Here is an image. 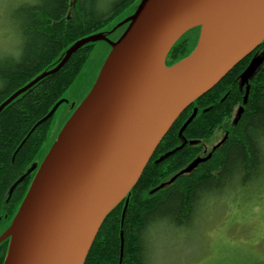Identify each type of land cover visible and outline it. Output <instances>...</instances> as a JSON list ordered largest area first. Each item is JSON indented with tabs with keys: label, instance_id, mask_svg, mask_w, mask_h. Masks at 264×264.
I'll use <instances>...</instances> for the list:
<instances>
[{
	"label": "water",
	"instance_id": "water-1",
	"mask_svg": "<svg viewBox=\"0 0 264 264\" xmlns=\"http://www.w3.org/2000/svg\"><path fill=\"white\" fill-rule=\"evenodd\" d=\"M127 22L131 23L120 40L112 43L92 91L62 129L18 213L0 236V243L10 239L4 264H84L105 217L139 180L180 114L263 42L264 0H142L135 13L119 25ZM197 26L201 32L194 51L166 67L174 43ZM99 40L111 42L103 33L81 39L54 69L4 101L0 112L16 96L57 72L78 48ZM263 62L264 53L255 55L242 73L241 83ZM67 101L59 100L39 123L51 119ZM96 112L85 166L67 178L75 150L67 147L57 163L53 153L70 139L75 127ZM196 114L194 109L180 134ZM210 156L197 157L171 182ZM37 167L34 163L13 183L9 198Z\"/></svg>",
	"mask_w": 264,
	"mask_h": 264
},
{
	"label": "trees",
	"instance_id": "trees-1",
	"mask_svg": "<svg viewBox=\"0 0 264 264\" xmlns=\"http://www.w3.org/2000/svg\"><path fill=\"white\" fill-rule=\"evenodd\" d=\"M136 1L114 0L112 13L104 18L93 16L80 20L78 17L74 18L71 12L63 14L62 11L45 16L39 22L41 32L35 51L23 65L7 72V84L0 88V105L42 72L54 68L63 59L67 49L81 39L99 32L109 36L116 31L119 26L113 22ZM77 2L78 0H69L73 8L77 6ZM141 2L142 0L133 13ZM124 26L127 29L129 23ZM184 34L172 46L166 60L167 66L181 62L195 49L197 41L183 39ZM94 44L95 42H90L78 48L57 72L41 79L0 112L1 231L10 225L9 221L12 222L35 177L36 171L20 183L6 201L12 184L38 161L51 128V120L39 122L57 101L65 97L90 57ZM263 52L264 40L212 89L193 101L180 114L156 147L139 180L105 217L84 264H138L136 225L142 214L155 204L158 193L209 163L213 154L227 141L230 135L229 124L236 126L250 110L264 112V62L246 83H241V75L252 57ZM240 108L241 112L238 114ZM194 109H197L196 116L180 134ZM218 132L223 134L222 138H226L220 146L213 148V144L207 152V146L211 143L209 138ZM209 152L211 156L208 160L201 162L191 172L180 174L171 182L194 159L204 157ZM121 234L124 240L122 257ZM8 243V240L0 243V264H4Z\"/></svg>",
	"mask_w": 264,
	"mask_h": 264
},
{
	"label": "clouds",
	"instance_id": "clouds-1",
	"mask_svg": "<svg viewBox=\"0 0 264 264\" xmlns=\"http://www.w3.org/2000/svg\"><path fill=\"white\" fill-rule=\"evenodd\" d=\"M114 0H0V88L35 51L45 16L104 18ZM209 163L158 193L136 225L138 264H264V112L250 110ZM213 135L209 142H219Z\"/></svg>",
	"mask_w": 264,
	"mask_h": 264
},
{
	"label": "rangeland",
	"instance_id": "rangeland-1",
	"mask_svg": "<svg viewBox=\"0 0 264 264\" xmlns=\"http://www.w3.org/2000/svg\"><path fill=\"white\" fill-rule=\"evenodd\" d=\"M139 1L140 0H137L129 8L123 11V13L119 15L113 22V24L117 23L118 26L122 21L134 14V8L139 4ZM126 31L127 29H125L124 25L119 26L116 31L108 36L111 42L105 40H99L95 42L90 53V57L85 63L81 73L65 94V98L69 99L68 103L62 104L55 113L49 134L38 156V161L40 163H43L48 154L53 151L54 146H56V141L59 134L66 125V122H68L70 117L73 115V110L80 106L82 102L89 96L94 85L96 84L101 69L112 52V43H116ZM200 32L201 29L198 26L193 27L184 34L183 39L188 38L189 40H192L191 42L197 41L198 43ZM222 135V133L218 132L216 136H219L221 139ZM215 143L217 142L209 143L207 150H209ZM1 229L2 227L0 228V231Z\"/></svg>",
	"mask_w": 264,
	"mask_h": 264
},
{
	"label": "bare ground",
	"instance_id": "bare-ground-1",
	"mask_svg": "<svg viewBox=\"0 0 264 264\" xmlns=\"http://www.w3.org/2000/svg\"><path fill=\"white\" fill-rule=\"evenodd\" d=\"M21 94H19L18 96H20ZM18 96H16L12 101H14ZM97 119H98V112L92 114L86 120H83L77 127H75L74 131L72 132L70 136V139L64 142L62 141L60 143L59 150L53 153V160L55 163H57L62 157V154L65 153V150L67 149V147L73 148V151L75 150L76 155H74L73 157L74 163H73V166L67 170V173H66L67 178L72 177L73 175L80 172L84 168L86 153L88 152L89 143L91 141ZM8 198H9V191H8L7 199ZM7 199L6 201L9 200ZM122 235L123 234H121V236ZM123 246H124V240H123ZM122 254H123V248H122V242H121V257H122Z\"/></svg>",
	"mask_w": 264,
	"mask_h": 264
},
{
	"label": "flooded vegetation",
	"instance_id": "flooded-vegetation-1",
	"mask_svg": "<svg viewBox=\"0 0 264 264\" xmlns=\"http://www.w3.org/2000/svg\"><path fill=\"white\" fill-rule=\"evenodd\" d=\"M52 121H53V119H51V122H52ZM207 151H208V150H207ZM9 222L11 223V221H9ZM8 227H9V226H8ZM8 227H7V228H8ZM7 228H6V229H7ZM6 229H5V230H6ZM5 230H4V231H5ZM4 231H1L0 235H1ZM8 239H9V238H8ZM8 239H7V240H8ZM4 241H5V240H4ZM1 243H2V242H1Z\"/></svg>",
	"mask_w": 264,
	"mask_h": 264
}]
</instances>
